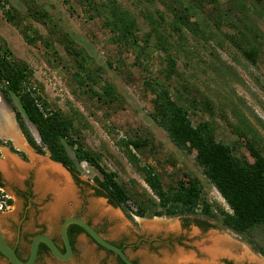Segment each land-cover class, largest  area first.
<instances>
[{"label": "rangeland", "instance_id": "obj_1", "mask_svg": "<svg viewBox=\"0 0 264 264\" xmlns=\"http://www.w3.org/2000/svg\"><path fill=\"white\" fill-rule=\"evenodd\" d=\"M1 4L0 45L29 64L33 80L41 84L46 99L73 118L85 146L97 154L106 170L117 174V181L134 197L152 194L143 174L125 157L121 139L140 143L138 150L130 148L141 165L155 169L164 188L197 178L204 198L213 208L229 210L195 163V153L178 149L151 118L153 94L145 82L164 83L171 97L188 109L194 125L209 121L217 140L235 143L238 153L251 160L245 147L251 136L238 138L234 128L247 123L258 133L259 146L264 148V13L258 5H251V0H218L216 8L206 4L188 16L189 26H185L177 19L182 12L178 0H2ZM113 8L127 12L134 24L135 42L113 41L116 32L108 22ZM7 9L11 11L10 19L4 14ZM23 34L33 43L26 42ZM239 46L255 48L254 61L247 59ZM170 60L174 61L173 68ZM87 73L92 78L86 77ZM109 85L113 95L110 101L103 93ZM94 92L102 97L98 99ZM11 105L19 109L16 99ZM9 113L13 118L10 108ZM25 124L38 139L31 123L25 120ZM23 147L14 144V148L27 152V160L21 161L26 169L18 178L7 179L0 169L1 225L23 214L25 209L14 189L26 190L23 182L28 180L31 198L27 219L22 223L26 234L36 228L55 233L63 217L76 214L88 219L108 239L124 243V252L138 264H161L178 251L193 257L187 264H198L205 258L199 244L209 245L211 233L228 242L231 252L220 255L213 264H264V256L254 247L264 248V225L239 235L221 227L218 220L200 214L129 217L135 210L132 203L127 208L113 207L104 197L94 195L91 185L99 173L85 162L76 164L79 182L54 166L68 179L73 195L51 211L54 194L35 185L37 165L46 161L41 157L32 159L25 139ZM0 149L1 155L5 154L6 149ZM6 199L12 203L6 205ZM102 208L116 211L118 217L103 213ZM194 218L218 226L200 230ZM143 221H161L165 226L147 231ZM169 223L174 228L166 229ZM80 243L76 240L77 258L85 252L89 253L90 264L114 260L113 255L93 244L84 249Z\"/></svg>", "mask_w": 264, "mask_h": 264}, {"label": "trees", "instance_id": "obj_2", "mask_svg": "<svg viewBox=\"0 0 264 264\" xmlns=\"http://www.w3.org/2000/svg\"><path fill=\"white\" fill-rule=\"evenodd\" d=\"M178 2L182 6V12L180 10L177 19L185 26H189L188 16L195 15L204 5L209 4L212 8L218 5V0H178ZM1 3L2 0L0 7L4 8ZM232 3L235 5L234 2ZM251 5H258L264 13V0H251ZM10 13L9 9L4 11L8 19L11 18ZM108 22L116 32L113 41L123 44L136 41L133 34L134 24L127 12L113 8L112 19ZM251 31L253 30L250 29ZM253 32L256 35V32ZM23 37L26 42L33 43L25 34ZM239 49L247 59L254 61L257 53L255 48L239 46ZM169 63L173 68L174 61L170 60ZM82 70L85 71L84 68ZM166 76L168 77V74ZM86 77L92 78V75L87 73ZM79 82L81 83L82 80ZM145 86L153 94L151 118L166 131L169 139L178 149L195 153V163L225 200L229 210L221 207L213 208L204 198L201 183L197 178L187 183L179 181L174 186L164 188L155 169L150 165H141L137 155L130 148L132 146L138 150L140 143L137 140L121 139L119 143L123 145L125 157L137 171L143 174V180L154 196L144 194L143 197H134L117 181V174L106 170L97 154L85 146L74 126L73 118L54 108L46 99L41 84L33 80V70L29 64L16 59L9 49H4L0 45V91L8 103L17 100L19 109L16 110V118L27 143L39 154H45L47 151L53 161L61 163L72 173L76 182H79V170L76 164L85 162L95 168L99 175L93 177L94 185L91 187L94 195L106 198L114 207L127 208L129 202L132 203L135 210L128 214L129 217L132 214L139 217L200 214L218 220L223 227L239 235L263 226L264 148L259 146L258 133L247 123L234 128L238 138L251 136L245 144L250 160L244 154L238 153L235 143L227 144L217 140L209 121L194 125L188 109L171 97L164 83L152 80L146 81ZM103 93L109 101L112 99L110 85L103 88ZM95 95L98 99L102 97L98 93ZM25 120L35 128L41 144L34 139ZM10 150L23 156L22 152L13 147H10ZM0 187H2L1 183ZM11 203V199L5 200L6 205ZM200 225L211 227L206 222H200ZM71 227L78 225L72 224ZM254 247L264 256V248L261 245L254 244Z\"/></svg>", "mask_w": 264, "mask_h": 264}, {"label": "flooded vegetation", "instance_id": "obj_3", "mask_svg": "<svg viewBox=\"0 0 264 264\" xmlns=\"http://www.w3.org/2000/svg\"><path fill=\"white\" fill-rule=\"evenodd\" d=\"M0 106L5 111L6 115L9 117V119H10L11 123L13 124L15 130L20 133L21 138L23 139V137H24L25 142H26V145L27 146H30L27 143L26 138H25V136L22 133V130L20 128L19 122H18V120L16 118V109L10 103H8V101H6L4 99V96L2 95L1 91H0ZM9 108H10V111L14 114L13 115V118L14 119L11 117L12 115L9 113ZM3 136H5V137H3ZM1 137L2 138H5V140H1ZM6 137H8L7 133H5V130L0 126V148H2L4 150L6 149V151L8 150V152L10 154L12 153V155L13 154L16 155L22 161L23 160H27L26 159V153L27 152L26 153L25 152H22V154H23V156H22V155H20L18 153H14V152H12L10 150V147H13L14 148L15 142H14V140L12 138L8 137L9 139H7ZM34 139H35V137H34ZM35 140L38 143V140L37 139H35ZM23 146H24V144H22V146H20V147H23ZM31 148L36 152V150L33 147H31ZM14 149L17 150V151H19L16 148H14ZM1 151L2 150L0 149V157L3 159L4 158V153L1 155V153H2ZM70 174H71L72 179H74L72 173H70ZM23 186H24V188H26V190H23V189L17 187V188L14 189V192H15L16 196L22 201L23 208L25 210L23 211V214L20 215V217L17 218L16 221H14V220L10 221V219H9L5 223V225H1V230H2V234H3L4 240L12 248V250L14 251V253L16 254V256L20 260H22V261H26L28 259L31 241H32V239L36 235H39V234H44V235H47L49 238H51V240L55 243V245L60 250V252L62 254H65V245H64V242H63L62 237H61L60 227L57 229V231L55 233L48 232L46 228H36L35 231H33V232L29 233V234H26V233L23 232L22 223H23V220L24 219H27V214L28 213H27L26 208L30 204V198H31V194H30V190H29V185H28V180H24ZM106 201H107V199H106ZM107 203H108V201H107ZM2 212L3 211H0V213H2ZM73 216L74 217H79V215H76V214L73 215ZM65 218H67V217H63L62 218L61 223H62V221ZM84 220L90 226H92V228L99 235H101L105 240H107V241L115 244L116 246L120 247L123 251L125 250V247H124L125 244L124 243H122L121 241L120 242H117V241H113V240L108 239L107 237H105L103 235V233L101 232V230L98 227L93 226L88 219H84ZM200 222H206V223L210 224L211 227L218 226L217 224H215L213 222H210V221H207V220H201V219H198V218H194V223L196 224V227H198L200 230H206L207 228H209V227H204L203 225H200ZM71 225L72 224L68 225V227H67V237H68V241L70 243L71 251H72L71 257L69 259H67V260H61V259L56 258L52 254L51 250L46 245V243H44V242L41 241L38 244L36 258H35L33 264H90V261H89V259L87 257V255H89V253H85L84 252V254H82V257L77 258V253H76V240H78V239L81 240V243L80 244H82V246L84 247V249L85 248L87 249V247H85V246H89V245L93 244L96 248L101 249V250L105 251L106 253L114 256V260L105 261V260L102 259L99 262H102L103 264H105V262L110 263V264H125L121 260V258L119 256H117L115 253H113L112 251H110V250L102 247L101 245L97 244L88 235V233H86V231L83 228H81L80 226H78V227H71ZM221 227H223V226L221 225ZM7 234H9L10 237L7 236ZM85 241H87V243H85ZM259 254H261V253H259ZM131 260L135 264H138L137 260H135V259H131ZM0 264H11L9 262V260L7 259V257L4 256L1 252H0Z\"/></svg>", "mask_w": 264, "mask_h": 264}, {"label": "bare ground", "instance_id": "obj_4", "mask_svg": "<svg viewBox=\"0 0 264 264\" xmlns=\"http://www.w3.org/2000/svg\"><path fill=\"white\" fill-rule=\"evenodd\" d=\"M0 126L5 130V133H7L8 137L14 140L17 146H22V144H24V140L21 138L20 133L15 130L9 117L6 115L5 111L1 108V106H0ZM29 154L31 156L30 152ZM35 158L32 155V159ZM37 161L39 162V160L36 159V162ZM54 166L58 167L57 165H50L47 162L39 163L37 165V169L35 172L36 187L41 191L52 192L55 196L54 198L55 205L53 204L51 206L50 208L51 211L55 207L58 206L60 207L61 204H63L65 201L68 200L69 197H72L73 195V189L71 187V184H69L68 179L64 176V174H62L60 170H58ZM31 167H34V165H31ZM0 169L3 172V175L7 179H16L21 175L20 174L21 172L25 171L26 166L25 164H22L20 161H18V159L14 155H11L9 152L6 151L3 160L0 161ZM98 206H100V204ZM102 211L103 213H106L107 215L113 218L118 217L117 212L113 211L112 209L102 208ZM119 226H120L119 228L124 227L123 224ZM163 226H165V224L162 223L161 221H143V225H142L143 229L147 231H157L159 229L161 230ZM174 226H175L174 224L169 223L166 226V229L171 227L174 228ZM207 240L211 242L209 245L206 246V244L203 243L199 244L202 253L205 255V258L202 261H199L198 264H213L214 261L220 255H227L231 253L228 248L229 247L228 242L224 241L222 238H219L218 236L213 235L211 233ZM192 259L193 257H191V255H187L185 253H182L181 251H178L175 254V256H173V258L171 259H169L168 257L164 258L161 264H187V262Z\"/></svg>", "mask_w": 264, "mask_h": 264}, {"label": "water", "instance_id": "obj_5", "mask_svg": "<svg viewBox=\"0 0 264 264\" xmlns=\"http://www.w3.org/2000/svg\"><path fill=\"white\" fill-rule=\"evenodd\" d=\"M13 114V113H12ZM14 115V114H13ZM37 134V132H36ZM37 140L38 143L41 144V140L37 134ZM27 151H29L31 153V155H33L34 157H41L43 158L47 163H49L50 165H57L60 168L65 169L69 174L70 172L61 164L58 163L56 161H53L50 156L49 153H45L44 156H41L40 154L36 153L30 146H28ZM17 157V156H16ZM17 159L21 162L22 160L17 157ZM22 163V162H21ZM71 176V174H70ZM106 199V198H105ZM3 222V218L2 216H0V252L7 257V259L9 260V262L11 264H33L34 260L36 258V253H37V248H38V244L42 241L44 243H46V245L49 247V249L51 250L52 254L61 260H67L71 257V246L70 243L68 241V237H67V227L70 224H76L78 226H80L81 228H83L86 233H88V235L99 245H101L102 247L112 251L113 253H115L117 256H119L121 258V260L125 263V264H135L127 255L126 253L118 246H116L115 244L105 240L101 235H99L93 228L92 226H90L84 219L79 218V217H74V216H70L65 218L62 223L60 224V232H61V237L62 240L64 242L65 245V254H62L60 252V250L57 248V246L55 245V243L51 240V238H49L47 235L44 234H39L36 235L30 244V249H29V257L26 261H22L20 260L16 254L14 253V251L12 250V248L7 244V242L4 240L3 234H2V230H1V223Z\"/></svg>", "mask_w": 264, "mask_h": 264}, {"label": "crops", "instance_id": "obj_6", "mask_svg": "<svg viewBox=\"0 0 264 264\" xmlns=\"http://www.w3.org/2000/svg\"><path fill=\"white\" fill-rule=\"evenodd\" d=\"M60 169H61L64 173L67 172V171H66L65 169H63V168H60Z\"/></svg>", "mask_w": 264, "mask_h": 264}]
</instances>
